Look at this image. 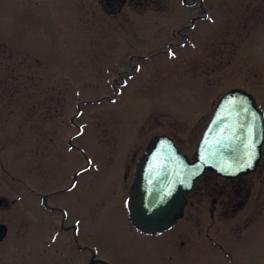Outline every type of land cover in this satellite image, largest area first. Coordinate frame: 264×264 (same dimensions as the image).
I'll return each mask as SVG.
<instances>
[{
    "label": "rangeland",
    "instance_id": "374dc122",
    "mask_svg": "<svg viewBox=\"0 0 264 264\" xmlns=\"http://www.w3.org/2000/svg\"><path fill=\"white\" fill-rule=\"evenodd\" d=\"M0 70L9 100L0 124V264H89L91 250L74 261L71 232L53 243L50 231L58 228L43 222L42 194L63 186L75 164L70 153H79L65 141L77 139L106 172L121 136L119 155L129 158L132 180L155 135L195 158L228 90L251 92L264 111V0H0ZM46 164L52 178L45 181ZM84 165L79 160L75 169ZM119 169L107 174L121 177ZM99 178H84L96 216L79 242L98 245V256L112 264H264V144L245 178L253 191L246 207L225 213L198 193L199 203L159 237L128 227L121 186L112 195ZM71 210L83 214L81 205Z\"/></svg>",
    "mask_w": 264,
    "mask_h": 264
},
{
    "label": "water",
    "instance_id": "95a60500",
    "mask_svg": "<svg viewBox=\"0 0 264 264\" xmlns=\"http://www.w3.org/2000/svg\"><path fill=\"white\" fill-rule=\"evenodd\" d=\"M263 144L264 111L255 96L241 88L228 90L202 132L195 159L167 136L150 139L130 188L132 223L146 233L168 231L182 218L188 194L206 172L228 178L254 172L263 158ZM5 234L6 227L0 223V239Z\"/></svg>",
    "mask_w": 264,
    "mask_h": 264
},
{
    "label": "flooded vegetation",
    "instance_id": "af4514ba",
    "mask_svg": "<svg viewBox=\"0 0 264 264\" xmlns=\"http://www.w3.org/2000/svg\"><path fill=\"white\" fill-rule=\"evenodd\" d=\"M173 36H174V32H173ZM2 80H3V78H2V73L0 70V124L2 123V121H4V115H3L4 109H2V107L4 105L9 106V100H6V98L3 97L2 91H3L4 87H3ZM31 105L32 104L27 103V107H29ZM8 112H10V111H8ZM10 114H11L10 115V118H11L13 116V113L10 112ZM26 116H27V119L25 121L27 123L28 129H29V135H30L31 133L34 132L35 125L33 124V120H31L29 117L28 109H26ZM5 120H6V118H5ZM1 133H4V132L1 131ZM11 133H12V131L10 132V134ZM44 134H45V136H44V138L42 137V140L48 144V147H50L51 138L49 137V135L46 132ZM75 138H77V137H75ZM120 139H121V136L118 137V139H117L118 145L113 150V152H114L113 157L116 158V160H115L116 162L109 164L108 165L109 169L106 172H101L104 167H101V164L94 160L95 155H93V154L90 155L89 153H87L85 151L83 152L81 150V149H83V147L78 146L77 143L74 144V141L77 139H68L67 141H65V145H67V148L70 152L72 150H76L79 152V153H76V156H74L72 154L73 152L70 153V157L74 158L75 164H74L73 168L68 169L69 171H71V173H69V171H68L67 181L63 184V186L58 187L57 191H56V189H54V191L46 192V193L42 194V196H41V198H42L41 205L43 206V209H44L43 210L44 211L43 222L47 225L48 230L49 229L51 230L54 225L55 226L53 229L58 228L55 231H50V233L52 234L51 237H52L53 243L57 242V241H59V243H61L62 239L63 240L65 239L66 233L71 232L73 239H74V243H73L74 251H75L74 252V261H76V262L80 259V255L83 251L91 250V257L89 259V264H90L91 260H97L96 264H112L111 261H108V260L98 256V253H97L98 245H93L91 247H88V246H84V245L80 244V242H79V238H80L81 234L84 233V231H86L84 226L88 225V223H87L88 217L92 216V215L96 216L95 210L91 208L92 204H90V200H89V199H91V197L93 195L90 193V190L86 191V189L83 188L84 187L83 185L86 183V180H84V178L88 179L89 176H91L92 178L100 177L99 179H104L105 184H108V186H107L108 189H106V191L111 192L112 195H113V192H115L116 189H119L121 186V190H122L123 194L125 195L124 199L122 201V204H123L122 206H123L124 210L120 208V205L118 203H117V205L121 209L123 214L125 215L127 223H128V227H134L135 231L138 234L144 235L146 237L163 236V235H165V233L176 228L177 225L179 224V222H181V220L185 217L186 209L189 206H193L194 204L199 203V199L194 198V196L197 195L198 193L200 194L201 197H206L205 194L207 193L206 195L211 197L212 207L219 208L220 211L223 210V211H225V213L227 212L230 214L233 213V211H235L238 206L242 207V203L246 207L248 204V201H250L252 198V194H253L252 186L245 179L247 174L241 175V176L236 177V178H228V177H223V176L217 175L216 173H214L212 171H208L202 178H200L198 180L196 189L188 194L187 199H186V204L184 206L183 217L177 221L176 225L173 228H171L170 230H168L166 232L160 233V234H150V233L143 232V231L137 229L132 224V221H131V218L129 215L128 199H129L130 188H131V184H132L133 179L130 180L129 172H127L125 170V167H127L129 165L128 164L129 158L126 157L124 159H121L120 155H119L121 152V150H120L121 147L119 146L120 145ZM147 145H148V143H147ZM147 145H146V147H147ZM146 147L143 149L142 156H144V152H145ZM98 148L99 147L97 146L96 149H98ZM59 151H60V149H59ZM80 152H82L83 154H80ZM45 156H47V158H49V153H45ZM142 156H139L135 160V164H134V167L132 170L133 177H134V169H135V166L137 164V161ZM45 160H46V157H45ZM79 160L83 161V163L86 162V165H84L83 167L81 166L80 168L75 169ZM123 160H124V162L122 164L121 161H123ZM62 167L65 168L66 165L61 166V167L59 166V168H62ZM116 167L120 168L119 170L122 171L121 177L114 174V173L111 175L107 174L110 170L114 171L116 169ZM50 170L51 169H50L49 164H46L45 167H43V172H44L43 180L46 181V180H49L50 177L52 178V176H51L52 174H51ZM59 174L60 173H58L54 176L56 178H59V180H60L61 174L60 175ZM57 175H58V177H57ZM53 180H55V182H56L57 179L54 178ZM88 193H90V194H88ZM58 197H59V201H58L57 205H52L51 204L52 198L55 199ZM118 197H120V196H118ZM73 205H75V206L81 205L82 209H83V214H80V215L74 214L71 210ZM46 212L55 213L57 218L59 219V222L53 220L52 218L47 219L48 216H47ZM71 216H74L75 218L73 219L72 223L70 224V222H68V221L71 219ZM89 230H90V228H89ZM211 244L215 245V247L217 248V250L219 252H225V249L223 248L221 243H217V242L212 241ZM172 245H174V244H172ZM69 248H71V250L73 249V247H69ZM71 255L73 256V252H71Z\"/></svg>",
    "mask_w": 264,
    "mask_h": 264
}]
</instances>
